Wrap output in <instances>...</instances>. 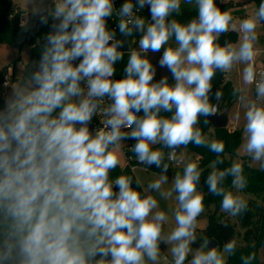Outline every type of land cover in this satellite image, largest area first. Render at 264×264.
I'll return each mask as SVG.
<instances>
[{"label": "clouds", "instance_id": "obj_1", "mask_svg": "<svg viewBox=\"0 0 264 264\" xmlns=\"http://www.w3.org/2000/svg\"><path fill=\"white\" fill-rule=\"evenodd\" d=\"M182 2L195 4L197 16L188 23L169 19L181 14ZM146 6L150 20L139 14ZM32 15L43 25L49 17L53 23L39 61L0 108V264H226L235 240L210 247L205 237L192 247L205 211L201 168L198 158L177 161L176 150L208 147L218 157L209 165L208 191L222 197L221 211L231 217L247 209L238 194L246 187L242 163L217 170L225 144L209 140L197 125L200 116L218 112V103L209 102L216 71L244 65L243 83L256 89V99L245 104L244 152L264 169V74L257 81L256 71L264 0L239 20L238 42L223 46L219 37L237 24L216 0H126L119 9L114 0H53ZM114 16L119 34H142L129 50L122 79H113L125 57V40L108 27ZM27 25L22 19L21 26ZM162 47L158 64L171 73L172 84L167 76L154 82L148 53ZM215 97L220 101L221 92ZM93 117L103 125L94 133ZM127 139L136 141L131 151L138 164L162 165L163 173L169 163L156 146L170 150L167 160L183 166L170 188L164 187L166 174L146 187L140 178L134 187L131 175L110 177L122 166ZM229 175L231 188L222 186ZM152 193L175 206L162 210ZM255 259L254 252L242 258L243 264Z\"/></svg>", "mask_w": 264, "mask_h": 264}, {"label": "trees", "instance_id": "obj_2", "mask_svg": "<svg viewBox=\"0 0 264 264\" xmlns=\"http://www.w3.org/2000/svg\"><path fill=\"white\" fill-rule=\"evenodd\" d=\"M126 2V0H114L116 9ZM254 9H258L261 0H253ZM135 3V0H133ZM217 6L222 10H231L234 20L236 17L244 18L245 11L240 7L239 2L235 0H216ZM28 13L29 23L27 27H22L19 23V17L21 14ZM33 11H27L21 8L19 5L15 4L14 0H0V42L10 43L14 46H20L25 43H29L31 46V57L25 66L24 72L20 80L25 76L26 70H31V65L33 61H39L41 56V50L45 44L44 37L52 30L51 25L53 21L49 17L47 25L40 23L39 17L37 15H32ZM147 19H151L150 12L146 6L139 13ZM197 12L195 4L188 5L182 2L181 4V14L177 16L175 13L169 19L176 18L182 23H188L191 19L196 18ZM114 18L108 19V27L115 29L117 32V39L125 40L124 47L121 49L125 53L123 60L118 61L116 64L115 75L118 79H122L125 75L124 68L126 67L128 53L131 48L136 47V41L142 35L141 33H134V37H124L119 34V30ZM264 28V23H261ZM239 29L233 30L229 29L228 32L221 34L218 39V43L223 46L226 43H236L239 39ZM150 61L152 59L148 56ZM172 81V80H170ZM3 82V76L0 74V84ZM220 91L222 94L220 102V110H224L226 106H232L233 103L239 98L240 91L233 85L232 81L227 77V72H222L220 70L216 71L215 76L212 80V89L209 93V102L215 104L217 102L215 93ZM4 106V99L0 96V108ZM138 115H143V113H138ZM161 116L170 117L171 113L161 111ZM205 119H208L209 123L205 124ZM97 122V117H93L89 128H91ZM203 130L204 135L209 139H215L223 141L225 144V150L220 154L219 159L223 162L218 163L216 167L219 170H224L225 168L231 167L232 163L235 161L239 147L243 141V131L241 128H213L210 117H199V124L197 125ZM130 145L133 147L136 143L134 139H128ZM156 147H163V145H157ZM192 152L196 154V160L199 159L201 168V179L198 183V190L204 193L205 209L208 216V225L204 229V234L201 237H197L196 243L192 247H199L205 237L211 239L214 238L218 241V246L221 248L223 245L231 240L237 242L236 250L234 254L228 255L226 264H243V257L248 256L251 253L256 254V259L251 262V264H264V260L261 258V250H264V169L261 166H253L251 163L250 156H243L242 165L244 168L243 175L246 181V187L243 191L250 193L253 197L247 199V209L242 211L237 216V221L239 222V228L237 223L233 222L229 217L221 211V199L222 197L216 196L208 191V186L206 183L207 176L211 172L209 165L218 159L217 155L209 150L206 146H196L194 144H189L187 146ZM165 158L164 162L169 163L167 160V154L170 151L164 148ZM125 154L127 156H133V160L129 161L127 165L122 168L118 166L114 169L110 177L115 179L121 174L133 176V186L136 187V176L134 174L132 165L137 163L135 154L125 147ZM146 167L158 171H162V165L157 168L155 165ZM233 177L231 175L227 176L222 182V186L231 188V182ZM118 190V189H116ZM234 190V189H232Z\"/></svg>", "mask_w": 264, "mask_h": 264}, {"label": "rangeland", "instance_id": "obj_3", "mask_svg": "<svg viewBox=\"0 0 264 264\" xmlns=\"http://www.w3.org/2000/svg\"><path fill=\"white\" fill-rule=\"evenodd\" d=\"M14 1L27 11H34V9L46 7L48 5H51L53 2V0H43V4H41L40 0H14ZM235 1L239 2L240 7L244 9L245 11L244 18L254 13L255 9H254L253 0H235ZM240 19H243V18H239V17L235 18L234 23L237 24V28H238V22ZM257 32H258L259 39L256 44V47L258 49V55L256 57V69L264 68V28L262 24L258 26ZM164 47H162L159 52H156V53H153L151 51L149 52V56L152 59V64L156 68V75L154 76V82H158L161 78L167 76L169 83L171 82L174 83V79L171 73L166 68H160L158 64V61L163 54ZM30 57H31V46L29 43H25L20 46H14L10 43L0 42V74L3 76V80L5 76L9 74L11 70V68L9 70V67L11 66L12 67L14 66L16 68L17 73L19 72L21 73L24 70L28 61L30 60ZM243 67L244 65L237 64V65H234L233 68L227 72L228 77L232 81L233 85L240 91L239 98L231 106V110H230L231 122L229 123L228 128H232V129L241 128L242 131L244 129V124H245V117H244V113L246 111L245 104L248 101L256 99L255 85L254 84L245 85L243 83V80H242ZM21 76L22 74L16 76L14 73L12 75L10 86L7 89L4 87V85L0 84V93L3 91L5 92L8 91L10 95L13 89V85L17 83L18 81H20ZM240 97H243L244 99L242 100L240 99ZM220 111H223V109ZM234 123H236L235 127H234ZM245 142H246V138L244 136V131H243V141L240 146L239 152L237 156L235 157V160H234L235 162H242L243 156H249L244 152ZM161 148L164 150L163 147ZM177 150H178L177 157L181 159L184 163H187L189 160H194L196 158V154L192 152L190 149H188L187 147L185 148L184 146H181ZM122 151H123V162H122L121 167L124 168L127 165L128 160H127V156L123 148H122ZM251 163L253 166H259L261 162L253 161L251 158ZM182 167H183L182 165H178L175 162H170L167 173H163L162 171L150 169L146 167L145 165L134 163L133 171H134L135 176L137 178H140V180L142 181L143 187H146L147 183L150 180L158 177L161 174L168 175V178H169L168 185L164 186L167 189L171 187V183L175 177L176 172L181 171ZM217 170L219 169L217 168ZM233 191L235 192L236 190L234 189ZM152 194L157 196L162 210H167L170 206H175L174 200L166 201L160 198L158 193H152ZM238 194L241 195L245 200L253 197L250 193L245 192L243 190L240 191ZM225 215L229 217L233 222H236L237 227L239 228V222L237 221V216L231 217L227 213H225ZM171 224H172V221L170 219V225ZM198 225L199 226L197 229V237H201L204 234V229L208 225V216L206 214V209L201 214V216L198 218ZM165 231L167 232L168 229L166 228ZM193 248H197V247H193ZM167 251H168L167 246L164 244H161L162 255H167L169 258H171L170 253H167ZM260 253H261L260 255H261L262 260H264V250H261Z\"/></svg>", "mask_w": 264, "mask_h": 264}, {"label": "built area", "instance_id": "obj_4", "mask_svg": "<svg viewBox=\"0 0 264 264\" xmlns=\"http://www.w3.org/2000/svg\"><path fill=\"white\" fill-rule=\"evenodd\" d=\"M22 19H27L28 20V23H29V15H28V13H24V14H21L20 15V17H19V23H20V25H21V20ZM138 42H139V39L136 41V47H138ZM148 56H149V53H148ZM256 71H257V81H259L261 79V75L264 74V68H258V69H256ZM12 75H13L12 72H9V74H7L5 76V78H4L3 82H2V85H4V87L6 89L10 86V83H11V80H12ZM113 79H118L115 74H114ZM0 96H1V98H3L5 100V98L9 96V92L8 91H6V92L3 91V92L0 93ZM102 126L103 125L100 123L99 118L97 117V122L90 128V131H93V133H94L97 128L102 127ZM125 131H130V129H125ZM122 145H123L124 152H125V147L128 148V149H132V146L130 145V141L128 139L122 141ZM177 153H178V150H176V155H177ZM127 160H128V162L131 161V160H133V156H127ZM177 161H181V159H179L177 157ZM175 163L178 164L177 162H175ZM133 167H134V165H132V168ZM170 259L171 258H169V260Z\"/></svg>", "mask_w": 264, "mask_h": 264}, {"label": "water", "instance_id": "obj_5", "mask_svg": "<svg viewBox=\"0 0 264 264\" xmlns=\"http://www.w3.org/2000/svg\"><path fill=\"white\" fill-rule=\"evenodd\" d=\"M37 17H39V16H37ZM172 83L173 82H171L170 84H172ZM220 102H221V99H220V101H217L215 103V104L218 103L217 114L210 117V121H211L213 128H224V127H228V125H229L230 106H226L223 111H220ZM210 241H211L210 247L211 246H218V241L216 239L211 238Z\"/></svg>", "mask_w": 264, "mask_h": 264}, {"label": "crops", "instance_id": "obj_6", "mask_svg": "<svg viewBox=\"0 0 264 264\" xmlns=\"http://www.w3.org/2000/svg\"><path fill=\"white\" fill-rule=\"evenodd\" d=\"M15 2V1H14ZM15 4H17L16 2H15ZM17 5H19V4H17ZM20 6V5H19ZM21 7V6H20ZM22 8V7H21ZM10 68H11V70H10ZM25 69V68H24ZM9 70H10V72H12V74H14L15 73V75L16 76H18V75H20V74H23V72H24V70L20 73H17L16 72V68L13 66H11V67H9ZM227 77H228V74H227ZM229 78V77H228ZM230 110H231V107H230ZM229 118H230V115H229ZM231 122V118L229 119V123ZM236 123H234V127L236 126L235 125ZM239 149H240V147H239ZM239 149H238V152H239ZM238 152H237V154H238Z\"/></svg>", "mask_w": 264, "mask_h": 264}]
</instances>
